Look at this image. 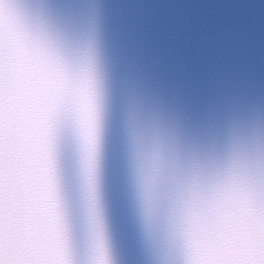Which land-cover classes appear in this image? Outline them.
Here are the masks:
<instances>
[{"label": "water", "instance_id": "obj_1", "mask_svg": "<svg viewBox=\"0 0 264 264\" xmlns=\"http://www.w3.org/2000/svg\"><path fill=\"white\" fill-rule=\"evenodd\" d=\"M4 29L58 73L25 161L48 264H194L209 238L217 264H244L248 223L264 215V159L192 182L186 163L237 132L254 145L264 137V0H0ZM85 144L95 209L83 194ZM218 222L226 230L209 234Z\"/></svg>", "mask_w": 264, "mask_h": 264}, {"label": "snow or ice", "instance_id": "obj_2", "mask_svg": "<svg viewBox=\"0 0 264 264\" xmlns=\"http://www.w3.org/2000/svg\"><path fill=\"white\" fill-rule=\"evenodd\" d=\"M57 84V70L45 53L7 29L0 31V264H48L39 239L43 205L35 168L25 161L38 150ZM227 206L218 210L221 217H227ZM216 229L226 230V224H211L209 234ZM246 235L244 264H264V215L249 221ZM206 249L194 264H217L210 238Z\"/></svg>", "mask_w": 264, "mask_h": 264}, {"label": "clouds", "instance_id": "obj_3", "mask_svg": "<svg viewBox=\"0 0 264 264\" xmlns=\"http://www.w3.org/2000/svg\"><path fill=\"white\" fill-rule=\"evenodd\" d=\"M254 153H257L261 159H264V137L258 138L257 143L254 145L248 136L237 132L228 140L221 152L211 151L187 161V180L192 182L199 178L202 173L208 171H217L221 169L234 172L242 171L252 165ZM82 165L84 199L86 205H90L95 209L98 203L95 156L94 153L88 150L86 144L82 154ZM142 188L146 209L149 213H152L154 204L151 200L148 183L143 177Z\"/></svg>", "mask_w": 264, "mask_h": 264}]
</instances>
